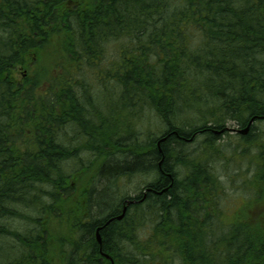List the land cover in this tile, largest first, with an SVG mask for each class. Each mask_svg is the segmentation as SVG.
Masks as SVG:
<instances>
[{
	"label": "trees",
	"instance_id": "obj_1",
	"mask_svg": "<svg viewBox=\"0 0 264 264\" xmlns=\"http://www.w3.org/2000/svg\"><path fill=\"white\" fill-rule=\"evenodd\" d=\"M110 97L165 128L146 144L130 123L105 132ZM252 117L247 144L264 121V0H0V264H264V209L224 220L209 166L214 131ZM202 135L206 152L184 155ZM255 142L251 202L264 194ZM134 173L156 178L121 197Z\"/></svg>",
	"mask_w": 264,
	"mask_h": 264
},
{
	"label": "rangeland",
	"instance_id": "obj_2",
	"mask_svg": "<svg viewBox=\"0 0 264 264\" xmlns=\"http://www.w3.org/2000/svg\"><path fill=\"white\" fill-rule=\"evenodd\" d=\"M29 68V65L16 67V69L12 71V77L15 82H21L23 76L27 75V70ZM107 87L111 89L109 84L107 86L105 85L106 89ZM99 104L97 105H102L101 109L103 115L109 117V122L105 123L103 127L105 132H112L121 127L126 128L127 123H130L131 129L134 131L135 140L138 144H146L151 137L159 136V133L165 128L160 118L155 113L147 111V109L142 110L137 108V110L129 116L128 111L121 108L122 104L117 97H110L109 100L105 101L101 100V105ZM226 127L231 129L244 128L230 121L226 124ZM72 135L73 133L69 136ZM261 138L264 139V121L255 123V130L248 137V139H250L249 144L242 140L240 135L233 130L221 135V137L214 142L216 152L210 157L209 166L210 170L219 177L221 185L223 186L224 192L218 197V206L221 211H223L224 220H233L236 216L241 217V213L246 211L248 206L256 213L264 209V194L262 195L263 198L261 197L251 202L249 201L251 199V191L244 186L245 180L251 177L254 170V164H252L248 158L250 159L255 153L254 147L257 146L255 140H261ZM205 140V135L196 136L192 143L185 147L186 150L185 152L183 151L184 155L189 153L192 156L199 157V155L205 153L207 150L204 146ZM246 147H249L246 152L248 153L247 155L241 152ZM79 156L84 159H90L92 157L91 153L85 152H82ZM74 165L73 162H70L67 169L71 170ZM155 178V173H134L127 175L118 181L116 190L121 194V197L123 195L135 196L141 192L146 184L153 182ZM76 183L78 184V181H76ZM26 213L33 214L31 211H26ZM37 215L39 214H35L34 217H38ZM4 221L13 229L16 228L15 230L18 228L22 231L25 228L29 230L32 227L31 222L21 219H10V221L6 219ZM174 264L179 263L176 260Z\"/></svg>",
	"mask_w": 264,
	"mask_h": 264
},
{
	"label": "water",
	"instance_id": "obj_3",
	"mask_svg": "<svg viewBox=\"0 0 264 264\" xmlns=\"http://www.w3.org/2000/svg\"><path fill=\"white\" fill-rule=\"evenodd\" d=\"M254 119H255V118L252 117V118L250 119V121L247 123V125H246L243 129H239V130H237L238 133L246 134V133L248 132L249 128H250V125H251L252 122L254 121ZM225 130H227V128H224V129H221V130H215L214 132H215L216 134H220V133L224 132ZM165 139H166V137H162V138L157 142V146L159 147V143H160V141H163V140H165ZM159 150H160V148H159ZM150 190H151L150 187H147L145 190H143L142 196H141V198H139V199H126L125 202H124V204H123V207H122L121 213H120L119 215H117L116 217H114V218L117 219V220H121V219L124 217V215H125V213H126V211H127V207H128L129 205H131V204H135V203L142 202V201L145 199V197H146V193H147L148 191H150ZM165 190H166V188H164V189L161 190V191H154V193H158V194H160V193H162V192L165 191ZM111 220H113V217H111L110 219H108V220L106 221L105 225L108 224ZM101 228H102V226L97 227L96 232H95V239H96V241H97V243H98L99 245H101V243H102V241H101V236H100V234H99V230H100ZM100 253H101V255H103L106 259H109V260L111 261V264H114L110 256H108L107 254H105V253H103V252H100Z\"/></svg>",
	"mask_w": 264,
	"mask_h": 264
},
{
	"label": "bare ground",
	"instance_id": "obj_4",
	"mask_svg": "<svg viewBox=\"0 0 264 264\" xmlns=\"http://www.w3.org/2000/svg\"><path fill=\"white\" fill-rule=\"evenodd\" d=\"M94 120H95V119H94ZM249 121H250V120H249ZM249 121H248V122H249ZM248 122H247V123H248ZM252 123H253V122H252ZM250 126H251V125H250ZM225 128H228V127L225 126ZM230 130H231V131L233 130V131L236 132L237 134H241V133H238V131H237V130H239V129H231V128H228L227 130H225V131L222 132V133L226 134V133L229 132ZM67 131H68V130H67ZM248 131H249V130H248ZM69 132H71V131H69ZM71 134H72V133H71ZM159 134H160V133H159ZM220 134H221V133H220ZM224 134H223V135H224ZM69 140H70V138H69ZM67 147H69V146H67ZM82 149H83V148H82ZM91 150H92V149H91ZM80 151H81V150H80ZM95 151H96V150H95ZM247 189H248V188H247ZM131 205H133V204H131ZM128 207H129V206H128ZM68 245H69V244H68ZM70 249H71V248H70ZM81 249H82V248H81ZM79 251H80V250H79ZM80 252H81V251H80ZM80 264H82V263H80Z\"/></svg>",
	"mask_w": 264,
	"mask_h": 264
},
{
	"label": "flooded vegetation",
	"instance_id": "obj_5",
	"mask_svg": "<svg viewBox=\"0 0 264 264\" xmlns=\"http://www.w3.org/2000/svg\"><path fill=\"white\" fill-rule=\"evenodd\" d=\"M215 134V133H214ZM241 135V134H240Z\"/></svg>",
	"mask_w": 264,
	"mask_h": 264
}]
</instances>
